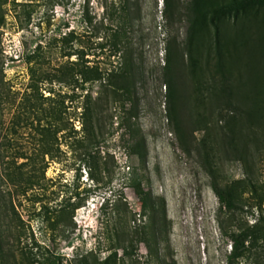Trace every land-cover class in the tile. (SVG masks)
Instances as JSON below:
<instances>
[{"label":"rangeland","instance_id":"1","mask_svg":"<svg viewBox=\"0 0 264 264\" xmlns=\"http://www.w3.org/2000/svg\"><path fill=\"white\" fill-rule=\"evenodd\" d=\"M179 1L183 8L190 0ZM162 4L0 0V264H228L230 232L252 230L264 217V158L254 155L247 175L219 131L206 138L202 121L225 112L206 89L216 42L243 50L247 36L257 37L255 24L234 15L209 19L188 50L189 22L176 23L178 115L188 152L166 114ZM122 5L142 70L136 95L144 163L130 153L121 101L108 92L96 113L85 112L103 89L90 79L94 70L121 64L114 44ZM257 20L264 24L263 15ZM214 180L232 190L234 209L221 204ZM137 184L151 192L153 210ZM233 264H264V240L248 243Z\"/></svg>","mask_w":264,"mask_h":264},{"label":"trees","instance_id":"2","mask_svg":"<svg viewBox=\"0 0 264 264\" xmlns=\"http://www.w3.org/2000/svg\"><path fill=\"white\" fill-rule=\"evenodd\" d=\"M183 10V12H182ZM128 15L125 5L121 6V12L117 14L120 18L118 30L115 32L116 41L114 46L120 50L119 57L121 64L116 69L110 71L96 68L93 76L94 81H100L103 87L102 92L95 100L88 98L85 106L86 115H92L96 110L99 101H102L103 94L112 96V101H121L124 107V127L129 136L128 145L132 156H136L142 163L147 157L146 136L138 122L139 109L138 97L136 95V83L142 78V70L134 57L135 48L128 37ZM234 15L236 19L243 17L251 18L257 37L247 36L242 42L243 50H231L228 45L230 41L219 40L216 42L217 62L216 70L212 75L211 82L206 89L210 90L211 95L221 100L223 106L218 108L223 113L216 122L203 117L206 138L211 130H217L222 134L223 147L225 151L234 159L241 161L247 175L251 172L252 159L257 155L264 158V24L257 25L260 15L264 16V0H190L182 8L179 0H163L161 7V17L163 23L165 56L162 67L164 86L167 89L166 97L168 102L167 117L174 123L175 131L178 134L182 148L188 152L190 149L185 141L182 123L178 115L179 91L177 88V70L179 68L182 50L178 43V32L175 25L183 16L189 22V44L188 50L199 37L205 33L207 20L216 22L217 17ZM248 39L250 41H248ZM191 52V51H189ZM191 55V53H190ZM191 65L193 74L196 76V86L201 87L202 81L200 74L196 72L198 60H194L191 55ZM238 63L240 66L237 67ZM203 72V70H201ZM197 73V74H196ZM107 79V80H106ZM128 103V107L125 104ZM94 108V109H93ZM222 121L219 123V121ZM206 139H202L205 147ZM252 146H254L252 148ZM210 152H206L205 161L212 163ZM252 158V159H251ZM212 173L214 170L212 169ZM218 198L223 206L229 210L234 209L235 196L228 186H220L216 180L212 184ZM138 194L143 196L147 203L146 207L154 209L152 194L145 191L140 184L136 185ZM231 251L228 255V264H233L235 258L239 257L250 242L264 240V217H260L258 224L249 231L239 230L230 232Z\"/></svg>","mask_w":264,"mask_h":264}]
</instances>
